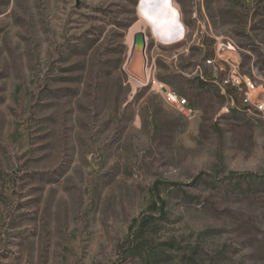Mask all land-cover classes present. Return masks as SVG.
<instances>
[{"label": "rangeland", "instance_id": "rangeland-1", "mask_svg": "<svg viewBox=\"0 0 264 264\" xmlns=\"http://www.w3.org/2000/svg\"><path fill=\"white\" fill-rule=\"evenodd\" d=\"M172 1L176 42L140 0H0V264H264V119L204 65L264 73V0Z\"/></svg>", "mask_w": 264, "mask_h": 264}, {"label": "built area", "instance_id": "built-area-1", "mask_svg": "<svg viewBox=\"0 0 264 264\" xmlns=\"http://www.w3.org/2000/svg\"><path fill=\"white\" fill-rule=\"evenodd\" d=\"M237 48L233 40L222 39L217 44L218 58H207L204 60V65L212 68L214 83L220 88L221 93L229 98V103L225 107L227 111L230 110L229 108L237 107L234 99V95L237 94L241 100V107L264 119V73L253 66L250 70L244 71L241 61L232 55ZM197 69L203 71L201 65H198ZM200 76L203 78V75ZM162 88L165 89L163 93L169 105L185 116L195 115L196 108L186 96L165 85Z\"/></svg>", "mask_w": 264, "mask_h": 264}, {"label": "bare ground", "instance_id": "bare-ground-1", "mask_svg": "<svg viewBox=\"0 0 264 264\" xmlns=\"http://www.w3.org/2000/svg\"><path fill=\"white\" fill-rule=\"evenodd\" d=\"M174 4L179 8L175 2ZM174 4L172 0H140L138 7L140 15L156 37L167 42L175 41L184 36V28L178 21L180 16L178 15L177 18ZM133 78L147 81V67H144L142 62L138 66V76ZM159 86L164 87L162 83H159Z\"/></svg>", "mask_w": 264, "mask_h": 264}, {"label": "water", "instance_id": "water-1", "mask_svg": "<svg viewBox=\"0 0 264 264\" xmlns=\"http://www.w3.org/2000/svg\"><path fill=\"white\" fill-rule=\"evenodd\" d=\"M147 39L144 31L139 30L134 34L131 53L127 59L125 69L130 76H138V66L142 62L146 66Z\"/></svg>", "mask_w": 264, "mask_h": 264}]
</instances>
